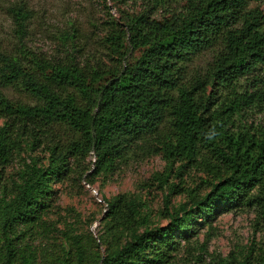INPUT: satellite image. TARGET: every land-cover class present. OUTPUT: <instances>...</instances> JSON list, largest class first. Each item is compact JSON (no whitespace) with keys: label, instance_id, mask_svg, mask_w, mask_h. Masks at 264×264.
<instances>
[{"label":"trees","instance_id":"16d2710c","mask_svg":"<svg viewBox=\"0 0 264 264\" xmlns=\"http://www.w3.org/2000/svg\"><path fill=\"white\" fill-rule=\"evenodd\" d=\"M12 13L22 42L30 11L21 4ZM104 42L107 63L72 53L51 62L23 44L15 53L0 45V167L23 150L47 152L45 162L30 156L10 192L0 183V264H36L27 241L46 226L52 184L90 169V153L94 175L139 153L160 154L168 167L153 180L168 191L169 222L147 226L144 202L127 193L103 197L112 235L104 253L86 261L80 236L71 235L55 264H173L196 226L225 211L249 210L263 230L264 126L248 120L264 110V0H186L159 21L146 10L111 26ZM204 51L211 59L190 69ZM175 163L177 175L187 165L204 172L207 191L170 180ZM172 193L187 199L169 208ZM251 253L237 264H264V248Z\"/></svg>","mask_w":264,"mask_h":264},{"label":"rangeland","instance_id":"374dc122","mask_svg":"<svg viewBox=\"0 0 264 264\" xmlns=\"http://www.w3.org/2000/svg\"><path fill=\"white\" fill-rule=\"evenodd\" d=\"M186 0H0V45L3 51L17 52L18 47L44 55L51 62L72 53L77 59L95 60L102 57L107 63L105 37L111 26H124V20L149 11L152 20H162L174 12H181ZM23 4L30 16L25 21L26 34L19 41L16 21L12 8ZM256 6L261 3L254 4ZM74 34V40L69 39ZM139 55L138 51L125 58L131 62ZM212 52L204 51L189 64L190 69L202 68L211 59ZM3 91L11 98L18 92L12 88ZM264 126V110L252 114L248 120ZM2 120H0V123ZM42 148V147H41ZM37 149L30 153L23 150L0 167V183H5L10 192L12 184L18 181V174L34 156L45 162L47 152ZM94 156L88 154L85 164L90 167L82 174L74 173L69 178L52 184L50 207L42 215L45 227L28 239L29 246L36 254V264H55L56 256L62 247L68 245V237L80 236L85 245V259H95L96 251L103 254L112 240L106 230L104 215L106 202L102 199L117 194L129 196L144 202L142 213L147 226H163L169 222L165 214L164 197L167 189L157 187L153 175L164 172L167 162L159 155L132 156L110 174H92ZM172 168L170 180L179 182L199 193L207 191L201 183L205 173L195 167L186 166L181 175ZM170 205L176 206L187 199L186 193L169 195ZM200 220V219H199ZM141 225L139 230H142ZM198 227L197 232L183 242L176 253L173 264H234L242 261L249 252L256 257L259 248H264V229L255 224V215L249 210L225 211L217 214L211 224ZM200 227V228H199ZM126 233L115 234L119 242ZM27 239V238H26ZM253 258V260H255Z\"/></svg>","mask_w":264,"mask_h":264}]
</instances>
